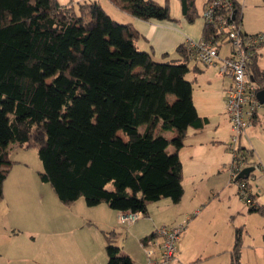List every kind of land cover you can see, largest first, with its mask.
<instances>
[{
	"label": "trees",
	"instance_id": "1",
	"mask_svg": "<svg viewBox=\"0 0 264 264\" xmlns=\"http://www.w3.org/2000/svg\"><path fill=\"white\" fill-rule=\"evenodd\" d=\"M109 1L141 20L171 19L168 7L154 0ZM181 7L191 20L194 0H181ZM214 32L205 25L202 38ZM137 38L130 24L116 22L96 2L0 0V202L13 164L9 143L37 150L40 179L66 206L82 196L88 206L106 203L145 215L151 202L181 200L178 150L187 130L205 122L186 78L189 58L182 46L183 61L157 62L137 48ZM254 58L248 68L260 90L264 72ZM174 129L176 136L164 135ZM239 152L248 166L257 165L241 141ZM240 241L237 228L230 264H240ZM105 251L107 264H131L109 235Z\"/></svg>",
	"mask_w": 264,
	"mask_h": 264
},
{
	"label": "crops",
	"instance_id": "2",
	"mask_svg": "<svg viewBox=\"0 0 264 264\" xmlns=\"http://www.w3.org/2000/svg\"><path fill=\"white\" fill-rule=\"evenodd\" d=\"M58 1L62 6H70L90 0ZM154 1L168 7L170 20H141L120 10L109 0H92L98 3L113 20L118 21L116 17H119L125 22L124 24L131 25L138 35L136 46L139 49L150 52L157 61L170 59V53L175 52V61L181 62L184 58L179 49L184 46V40L186 38L200 40L204 35L205 24L201 15L208 0H200L199 6L194 0V17L191 20L183 14L181 0H179L178 15L170 14L172 7L170 0ZM235 1L242 10L241 2ZM243 18L242 12L244 33L264 32V28L260 26L259 28L251 27L247 20L243 23ZM263 46L264 43L256 49L253 63L264 72ZM218 51L220 55L226 56L230 54V47L224 44ZM204 67H200L195 62L192 67L188 66L189 71L186 74V78L192 81L193 104L198 115L205 122L201 129L187 130L183 145L178 150L183 170L182 185L185 174L184 161L193 179L197 176L202 177L206 175L203 168L209 166V161L200 162L198 157L204 150L212 147L217 148L219 156L212 162L208 174L210 178L221 177L222 184L212 183L209 189L204 190L194 188L188 200L185 199L183 185V196L178 203L174 204L166 199L159 200L154 203L156 205H148L147 213L141 218L146 221L140 222L139 219L133 224L120 223L118 210L106 203L88 206L86 203L85 205L78 203V199L66 206L59 202L55 194V197L44 201L43 187L39 185V182L43 181L31 173L30 169L34 167L33 164L37 166V161L33 160V157L30 160L29 153L24 151L21 156L11 159L13 164L3 183L0 210V264H107L108 258L105 251L107 235L119 247L120 254L129 257L131 264L143 263L146 260L145 248L150 247L153 237L151 235L155 233V216L160 209L170 211L173 209L175 214L171 218L173 223L182 221V224H185L176 244L174 260L170 264H225L227 253H229L230 264L234 244L231 247L230 243L227 244L222 239L219 222L222 221L225 225L227 218L232 219L237 212L230 210L228 213L226 204L221 201L216 202L215 198L225 194L229 201L233 199L238 205L237 211H243L244 206L247 207V214L256 213V210H248V207L260 206L261 210L257 212L264 215V121L262 122L263 114L259 113L264 103L257 108L251 126L241 138V146L257 163L254 171H258L257 175H252L251 172V176L248 177L252 180L250 183L246 182V195L248 193L247 196L250 199L245 201L238 194V190L237 194L235 193L232 185L234 181L229 180L227 170L223 169L231 162L230 154L226 150L231 131L224 111V103L226 90L231 86L232 79L226 75L217 74L218 63ZM206 68H212L214 71L212 81L209 80L207 86L215 95L204 101L200 111L194 100L193 84L196 74L207 76ZM190 72L193 75L191 78L188 76ZM249 73L251 75V72ZM216 96H218L217 99ZM164 135L169 138L176 136L177 130L174 129ZM12 146L14 143H9L6 149L9 151ZM16 146L19 145L16 144ZM39 194L40 197H38ZM213 195L215 198H211ZM236 197L243 204L242 208Z\"/></svg>",
	"mask_w": 264,
	"mask_h": 264
},
{
	"label": "built area",
	"instance_id": "3",
	"mask_svg": "<svg viewBox=\"0 0 264 264\" xmlns=\"http://www.w3.org/2000/svg\"><path fill=\"white\" fill-rule=\"evenodd\" d=\"M201 17L205 25L214 28V34L200 40L186 38L183 45L190 60L204 66L218 63L217 74L232 79L231 86L226 90L224 111L230 124L231 133L226 147L231 153L228 166L230 177L234 179L248 166L239 152V146L260 105L257 99L258 86L252 80L248 67L256 49L264 42V34L243 32L233 0H208ZM224 44L230 47V54L226 56L220 55L218 51ZM238 192L242 199H248L244 182L238 184ZM142 217L140 211L118 212L120 223L133 224ZM184 228L183 224L157 228L150 247L145 248L146 260L139 264H170Z\"/></svg>",
	"mask_w": 264,
	"mask_h": 264
},
{
	"label": "rangeland",
	"instance_id": "4",
	"mask_svg": "<svg viewBox=\"0 0 264 264\" xmlns=\"http://www.w3.org/2000/svg\"><path fill=\"white\" fill-rule=\"evenodd\" d=\"M161 1L163 2L164 0H161ZM170 1L172 3L170 14L171 15H173V14L178 15L180 13L179 0H170ZM239 1L242 4V10L241 11L243 12V15H244L243 23H244V21L247 20L250 22V26L253 28H259V26L264 28V0H239ZM89 2H92V0H90ZM196 4H197V6H199L200 0H196ZM116 20H118V21H116L118 23H121V24L125 23L119 17H116ZM256 21H259V23H255ZM139 50H142V49H139ZM174 54H176V53L172 52V53H170V56L167 55L170 57V59H167V60H163V61H157V59H154V60H156L157 62L177 63L178 61H175L176 58L174 57ZM172 59H174V60H172ZM262 62H264L263 59H262ZM193 63H195V62L192 60H189L187 62L189 67H192ZM198 65H200V67L205 68L204 65H202V64H198ZM262 66L264 68L263 64H262ZM135 72H137V70ZM205 74H207V76H205V75L199 76L198 74H196L195 75L196 79L194 80V84H193L194 100H195V102L198 106V109L200 111L203 108L202 104L204 103V101L207 98L213 97L215 95L211 91V88H209L207 86L208 81L209 80L212 81V78L214 75L213 69L212 68L211 69L206 68ZM188 76L190 78L193 77L191 72ZM187 79H189V78L187 77ZM206 79H208V80H206ZM173 98L174 97L171 95L168 96L169 101L173 100ZM217 98H218V96H216V99ZM210 102H213V101H210ZM259 111H260L259 113L263 114V118H262V122H263L264 121V106H262L261 109H259ZM173 148H174V146H169L168 147V153L172 152ZM226 150L230 154V159H231V153L229 152V150L227 148H226ZM24 151H27L25 153H29L30 160L33 157V160L35 159L37 161V166H36V164H33L34 167H31L30 169H31V173L35 174L37 177H40L39 173L42 171V163L39 159L38 152L36 149L25 150L23 148H20L19 146H16V144L14 143V146H12L9 150V158L15 159V158L21 156L24 153ZM182 155H183V153H182ZM218 156H219V152H218L217 148L212 147L211 149L204 150L203 153L201 155H199L198 160L200 162H203L206 160L209 161V166L203 168L206 175H202V177L197 176L194 179L192 178V175L189 172V167H188L186 161H184L185 162V174L183 177V185H184V189H185V197H186L185 199L186 200H188L190 198L191 194L193 193L194 188H196L197 190H204L207 188L209 189V187L211 186L212 183L215 185L216 184H222V178L221 177L210 178L209 174H208L209 168L212 167V162L215 161V159ZM228 159H229V155H228ZM223 169L227 170L229 180H231V177L229 176L230 175L229 166L227 165L225 168L223 167ZM258 170H260V169H258ZM252 173H253L252 175H254V174L257 175L258 171L256 170V171H253ZM251 181H252L251 178H248V182L250 183ZM39 185H42V187H43L42 194H43V200L44 201H46L47 199H50V197L51 198L55 197L54 192L52 191V188L50 187V185L48 183L39 182ZM232 185L234 187L235 193L237 194L238 183L232 182ZM50 195H52V196H50ZM247 195H248V193H247ZM38 197H40V194L38 195ZM211 198H215L214 195L211 196ZM78 199H77L79 201L78 203H83V205H85V201H84V198L82 196ZM215 199H216V202L221 201V202H224L226 204L228 213L230 212V210H231V212H237V213H234V217L232 219H230L229 217L227 218L225 225H223L222 221H220L219 224L221 226L220 234H221L222 239L225 242H227V244L230 243L231 247L235 241L234 238H235L236 229L239 228L241 230L242 234H241L240 253H239L240 264H264V241L262 240L263 233H264V215L259 214L257 211L254 214H247L248 213L247 207H245V206H244L245 209L243 211H237L238 205L235 203V201L233 199L229 201L225 194H222L221 197L215 198ZM166 200L170 201L169 199H166ZM186 200H184V201H186ZM237 200H238V198H237ZM238 201L240 202V200H238ZM154 203L155 202H151L149 204H154ZM1 204H2V202L0 203V210H1ZM32 204L33 203H31V205ZM38 204H40V203H38ZM154 205H156V204H154ZM246 205H248V204H246ZM240 207L241 208L243 207L242 203L240 204ZM248 210H250V207H248ZM174 215L175 214H174L173 209L171 211L160 209L158 212V215L155 216V227L154 228L157 229L163 225L168 226V225L182 224L183 223L182 221L173 223V220H171V218ZM144 221H146V219H140V222H144ZM183 225H185V224H183ZM225 264H229V253H227V263H225Z\"/></svg>",
	"mask_w": 264,
	"mask_h": 264
},
{
	"label": "water",
	"instance_id": "5",
	"mask_svg": "<svg viewBox=\"0 0 264 264\" xmlns=\"http://www.w3.org/2000/svg\"><path fill=\"white\" fill-rule=\"evenodd\" d=\"M257 99L259 101L260 104L264 103V88L258 90L257 92ZM255 169L254 166H248L245 167L244 169H242V171L235 177V181L239 180V179H246L249 177L250 173L253 172Z\"/></svg>",
	"mask_w": 264,
	"mask_h": 264
}]
</instances>
